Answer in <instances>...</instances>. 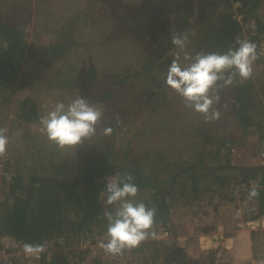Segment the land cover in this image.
Returning a JSON list of instances; mask_svg holds the SVG:
<instances>
[{
    "label": "trees",
    "instance_id": "obj_1",
    "mask_svg": "<svg viewBox=\"0 0 264 264\" xmlns=\"http://www.w3.org/2000/svg\"><path fill=\"white\" fill-rule=\"evenodd\" d=\"M198 1L201 3L195 17L187 13H183V16L175 15L171 21L161 26L164 17L161 14L155 15L156 27L161 32L157 33L155 43L151 45L152 50L155 48L153 53L139 67L127 66L123 70L111 72L109 82L102 85L99 70L90 68L91 64L86 68L88 64L85 61L90 62L87 54L81 58L83 66L78 67L77 62H69L73 51L80 49L81 52L90 54L94 46L87 41L84 30L77 28V25L88 19L87 12L78 10L73 14L69 13L60 26V35L49 43L38 46L28 40L29 31L25 20L19 18V11L5 13L0 10V102L8 108L19 90H27L17 102L16 118L18 124L30 125L31 127H27L32 132L29 146L24 147L21 142L17 143L20 146L13 143L8 147L6 156L0 158V177L3 179L0 185V235L12 234L33 244H43L44 239L52 237H64L66 241L77 243V239L87 236L93 229L105 236L108 221L104 212L114 214L119 205H106L105 197L100 193L108 181L106 175L116 172L131 174L132 182L143 192L132 198L134 202H144L148 207L156 208L155 226L167 223L174 199L182 197L181 201L184 203L193 204L199 201L203 191L215 189L218 184L224 187L237 176L256 178L259 171H262V176L258 177V213L264 212V167L231 166L229 150L224 153L226 162H219L222 148L229 142L224 134L227 128L223 123L225 120H221L218 127L212 125L213 129L219 128L222 123L224 125L219 128L222 133L217 139L215 151L206 147L208 143L213 145L211 131L208 136L196 140L199 150L192 158L178 159L169 147L170 152L163 153L159 162H148L146 158L145 162L137 164L127 159L122 164L118 160V154L114 153L117 146L114 139L105 137L98 131L91 139H85L79 144L78 148H70L76 154L75 159L72 154L63 156L62 152L68 151L50 142L46 133L37 127L41 116L45 114L43 109L47 106L39 99L42 92L52 91L51 96L45 97L46 101H51V108L56 101L63 100L67 103L78 96L86 99L87 95L93 96L87 99L90 103L104 105L121 93L120 89L125 86L130 89L125 93L137 92L139 99L146 107H150V111L166 106L174 99L169 95L171 90L164 83L175 49L171 44L173 34L188 31L189 38L193 37L191 47L196 52L226 51L229 46H235L236 37L243 38L246 35L248 40L255 41L259 35L250 34L243 27L234 17L236 10L254 18L260 33L264 34V19L257 13L262 0ZM237 1L241 4L235 6ZM194 2L195 0H165L161 12L169 15L173 3L194 10ZM158 43L162 48L158 49ZM28 66L39 69L30 70ZM42 77L46 80L37 82L34 87L33 84L38 78L43 79ZM218 83L222 85L223 82ZM80 90L82 91L79 92ZM263 90L264 84L254 82L252 78L246 81L237 78L231 87L220 89L227 97L228 112L238 119V125L233 126L240 128L241 134L243 131L248 132L253 125L264 126ZM109 125L114 129L112 135H115L119 127L117 116ZM214 135L218 136L216 132ZM211 157L215 160H210ZM223 168L228 169L229 173L219 174V170L226 171ZM4 171L10 172L12 178H7ZM202 173L203 176L210 177L204 187H200L199 183ZM178 183L182 184L179 192L176 191ZM199 226L203 231L211 228L208 224ZM190 239L189 236L188 242ZM146 248H151L152 253L146 254L143 264H151L159 259H165L170 264H187L190 259L181 245L169 247L157 240L147 239L134 252H142ZM210 255L209 261H213L215 254L211 252ZM46 256L45 252L38 259L44 264H70L66 256L52 254L48 259ZM14 261L18 264L17 258L14 257Z\"/></svg>",
    "mask_w": 264,
    "mask_h": 264
},
{
    "label": "rangeland",
    "instance_id": "obj_2",
    "mask_svg": "<svg viewBox=\"0 0 264 264\" xmlns=\"http://www.w3.org/2000/svg\"><path fill=\"white\" fill-rule=\"evenodd\" d=\"M163 3L165 4V0H0V10L5 13L19 11L18 16L22 20H25L29 31L28 40L34 42L38 46H43L60 35V26L64 24L69 13L73 14L78 10H82L83 13L87 12L89 14L88 19L77 25V28H82L84 30L87 41H90L94 46L90 54L81 52L80 49L73 51L69 62H77L79 64L78 67L83 66L84 63L81 58L87 54V56L90 57V62L85 61L88 64L86 68L91 64L90 68L99 70V74L101 75L100 85H102L105 82H109L108 80L111 72L123 70L127 66L139 67L140 64L153 53L155 48L152 50L151 45L155 43L154 40L156 39L155 36L157 33L159 34L161 32L160 28L156 27L154 20L155 15L161 14L162 17H164L165 20L161 25L164 26L165 22L171 21L175 15L183 16V13H187L190 15L193 14L194 17L197 16L199 10L198 5L201 2L195 0L193 5L194 10H189L184 5L173 3V6L169 9L170 13L167 16L163 15L161 12ZM260 5L257 13L264 19V0L261 1ZM165 7L168 9L167 6ZM193 16L191 18H194ZM134 22H136V24H133ZM192 38L193 37L189 38L186 50L194 56L197 52L195 48L191 47V45H193V41H191ZM166 42L168 43L169 41L167 40ZM160 48L162 47L158 43V49ZM175 51L176 49H173L172 53L174 54ZM182 62L185 64L188 63V61L183 60ZM34 69L39 68H30V70ZM253 69L252 79H254V82H262L264 84V69ZM258 77L260 80H258ZM39 78L36 83L33 84L34 87L38 83H42L46 80L44 77H42L43 79ZM81 91L82 90L79 92ZM126 91L129 92L130 89L125 86L122 87V90L120 89L121 93L115 98L113 97L112 100L108 102L109 105L108 103L102 105L93 102L96 106H100L104 110V117L97 126L98 132H102V128L108 126L115 116L119 117L117 133L111 135L110 139H114V142L117 144L114 148V153L118 154V160H120L122 164L126 163L127 160L135 164L142 163L145 162L146 158L148 162H159L161 155L163 153H169L170 151H172L178 159L184 160L192 158L196 155L197 150H199L196 140L201 139L203 136H208L211 131V133H213L211 138L214 137V139H211L213 145L208 143L206 147L215 151L217 139L220 133H222V129L220 130L219 128L224 126L223 123L227 126L224 134L227 139H230L229 141L232 144H234L236 140L234 137L235 135H238V140L243 138V134H241L242 130L233 126L236 124L238 125L239 122L236 116L228 112L227 107L229 105L224 91L219 93L221 97L220 104L214 105V107L220 109L221 117L218 121L212 123H205L200 114L186 108L183 98L172 90L169 95L173 96L174 99L166 106L158 107L157 111H150V107H146L143 104L144 102L139 99L137 92L128 94L125 93ZM26 92L27 90L24 89L19 90V92L14 95L11 106L8 108L4 107L2 102H0V127H5L8 130L6 133V135L9 136L8 147L18 142L23 143L24 147L31 144L32 132L28 128L31 126L27 125V127L26 125H21V123L18 124L16 118L17 102L20 96ZM51 95L52 91L42 92L39 98L41 102H45L47 105L46 108L43 109L45 112L44 115L51 109V101H46L45 97ZM86 97V99L93 98L91 95H87ZM221 120H225L221 124L222 126L213 129L212 125L218 127V123L221 122ZM39 126L40 124L37 125L38 128ZM214 132L218 134L217 137L214 135ZM235 143L238 147L239 144L237 140ZM17 145L20 146L21 144ZM169 147L170 151L168 150ZM75 148H78V145L75 146ZM65 150L68 152H62L63 156L66 154L71 156L69 154H72L75 159L76 154L72 153L70 148L66 147ZM232 159L235 158L232 157ZM210 160L215 159L211 157ZM219 162H222V160ZM0 166L2 167V164H0ZM5 172L6 171H4V173ZM8 175L10 177H8ZM5 176L7 178H12L10 172L5 173ZM200 176V187H204L207 185V180L210 177L203 176V173ZM213 178L215 179V177ZM2 180L3 179L0 177V185ZM181 187L182 184L178 183L176 191L179 192L182 190ZM142 193V191H138V194ZM181 199L182 197H179L172 201L171 213L168 221L171 222L179 236H186L189 238V236L193 234V231H190L188 227L194 229L200 224L192 223V204L184 203ZM210 199L211 193L209 190H205L201 194L199 201L204 205L206 211L210 212L211 210L214 212L216 208L211 207V203L208 202ZM157 227L158 225H154L153 231H155ZM90 233L95 242L94 247L97 250L95 255L92 252V248L88 247L90 243L85 242V236H81L79 238L80 240L77 239V243L75 244L71 242L64 247L53 248L47 251L46 258L48 259L52 254H58L60 256H66L70 264H94V260L98 258L97 255H101L103 260L101 262L102 264L125 263V257L123 261L119 260L116 262L111 254L101 251V248L98 246V241L104 238V233L100 234L96 229H93ZM150 239H153V237H150ZM79 241L84 242V244ZM194 243L193 240L192 242L184 244L185 250L190 252V263L187 262V264H195V260H198L197 264H205L202 261H205L204 259H206V261L209 260L211 256L210 253H208V256L206 255L207 258L203 255L200 257V252H197V247L196 245L194 246ZM84 248L86 250V253H84L85 256L81 253V250H84ZM148 252L152 253V249L146 248L142 252H132L133 256L136 258L133 259L132 263L129 262L128 264H143ZM16 258L18 264H44L40 259H36L35 257L22 255L16 256ZM151 264L170 263L165 262V259H159L157 262L152 261Z\"/></svg>",
    "mask_w": 264,
    "mask_h": 264
},
{
    "label": "clouds",
    "instance_id": "obj_3",
    "mask_svg": "<svg viewBox=\"0 0 264 264\" xmlns=\"http://www.w3.org/2000/svg\"><path fill=\"white\" fill-rule=\"evenodd\" d=\"M188 41V31L171 36V44L176 51L168 66L164 83L170 90L183 98L186 108L200 114L205 123H212L218 121L221 117L220 109L214 107V105L220 104V89L231 87L237 78L241 81L252 78L253 65L264 52L258 51V45L255 42L236 37L234 40L235 46H229L226 51L197 52L193 56L186 50ZM182 60L188 61V63H182ZM220 81L223 82L222 85L218 83ZM103 117L104 110L101 107L78 96L67 103L63 100L56 101L51 110L47 111L46 115L41 116L39 130L46 133L47 139L60 149L72 148L81 144L85 139H91L95 136L97 134V126ZM118 119L119 117L117 116ZM7 131V128L0 127V158L5 157L7 154L9 144V136L6 135ZM113 131L114 129L108 125L102 128L101 134L107 137L111 136ZM228 143L230 145H226L223 148H225V151H231V157L235 158L245 154L249 159L258 158V162L255 165L264 164L259 155L264 148V142L260 151L251 148L250 150H245L240 145L237 147L235 142L234 144L230 141ZM233 147L236 151L232 150ZM249 152H252L254 156L249 157ZM224 153L221 151L222 163L226 162ZM231 163V166H248L238 163L235 159H232ZM244 178L249 179L247 177ZM132 181L133 177L131 174L116 172L107 181L105 188L100 193L102 197H105L104 203L106 205H119L115 209L114 214L110 211L104 212V217L108 221L107 230L104 238L98 241L99 248L113 256L120 255L125 250L135 249L150 237H155L153 228L156 208L148 207L144 202H134L131 199L135 198L139 191L138 186ZM224 187H218L213 191L222 190ZM258 196L259 191L257 187L253 186L248 192V198L251 200ZM257 214L255 213L256 216H258ZM256 216L253 218H256ZM201 224H205V222ZM239 228L252 230L246 226ZM186 243H188V238ZM199 244L204 250L213 248L212 246L209 248L205 247L201 243L200 237ZM182 247L185 248L184 245ZM22 250L26 256L38 259L39 254L45 251V246L43 244L25 243ZM214 262L210 261L205 264Z\"/></svg>",
    "mask_w": 264,
    "mask_h": 264
},
{
    "label": "built area",
    "instance_id": "obj_4",
    "mask_svg": "<svg viewBox=\"0 0 264 264\" xmlns=\"http://www.w3.org/2000/svg\"><path fill=\"white\" fill-rule=\"evenodd\" d=\"M241 2L237 1L235 2V6L240 5ZM234 17L237 18L242 24L243 27L247 30H249V33L252 35H259V37L253 41L258 45V51L264 52V34L260 33L258 23L254 18L248 17L245 12H241L240 10L234 11ZM241 39H248V36ZM253 68L255 69H264V54L260 56V58L254 63ZM264 118V114H263ZM227 145H230L229 143ZM233 151H236V149L233 147ZM225 152V148L222 149V153ZM240 153V152H238ZM261 161L264 163V148L259 153ZM249 157H253L254 154L252 152L248 153ZM8 173V172H5ZM7 175V174H6ZM114 174H110L106 176V179L109 180ZM8 177H10L8 175ZM259 186V181L252 179H246L244 177H235L230 180V182L222 189V190H216L213 191L211 195L210 202L211 207H215L216 210H220L221 207L224 204H233L235 201H237L239 204L235 207V214L237 218L239 219L238 226L243 228L244 226L253 229L257 228L259 226L264 225V216H259L256 218H251L248 216V214H252V212H256V214L259 212V205L260 203L256 198L249 199L248 198V192L253 187ZM207 218V211L204 208V205L200 203V201H197L192 206V223L193 224H201L205 222ZM155 237L153 239L159 240L164 245L168 246H175V245H184L187 237L186 236H179L177 232L175 231L173 225L171 222L167 221L165 224H160L155 229ZM227 234L221 230V228H213L210 232L207 234L201 236V243L209 247H219L222 246V241L227 238ZM150 239V238H149ZM80 240V239H79ZM80 242V241H79ZM85 242H89L90 245L88 247L92 248V252L94 255L96 254L97 250L94 247V239L91 237V233H89L87 236H85ZM27 243L23 240H20L16 236L12 234H1L0 235V264H15L14 257L15 256H22L25 255L23 253V245ZM71 242L66 241L64 237H52V238H46L44 239L43 245L45 246V251L41 254H39V257H41L45 252L53 249V248H59L64 247L67 244ZM83 243L84 242H80ZM75 244V243H74ZM60 245V246H57ZM138 248V247H137ZM136 249V248H135ZM103 252V250L101 249ZM132 252H134V249L132 250H125L122 254L113 256V259L117 261H123L125 257V263L128 264L129 262H133V259L136 257L133 256ZM81 253L84 255L86 253V250H81ZM26 256V255H25ZM105 256V255H104ZM29 257V256H27ZM97 257L94 260V264H102V256L97 255ZM123 264V262H122ZM212 264H220L219 262H214Z\"/></svg>",
    "mask_w": 264,
    "mask_h": 264
},
{
    "label": "crops",
    "instance_id": "obj_5",
    "mask_svg": "<svg viewBox=\"0 0 264 264\" xmlns=\"http://www.w3.org/2000/svg\"><path fill=\"white\" fill-rule=\"evenodd\" d=\"M234 137L238 141V144L243 147V149L250 150L251 148L260 151L263 148L264 142V126L261 124V126L253 125L249 127L248 132L243 131V138H241V140H238V135H235ZM235 160L240 164H245L248 166L255 165V163L258 162L257 157L254 159H249L245 154L235 157ZM225 170L227 172L224 170H219L218 173H229L228 169ZM258 173L261 177L262 171H259ZM259 176L256 178L253 176H247V178L258 179ZM220 186L221 185L218 184L214 188L216 189ZM213 190L214 189H210L209 192L211 193ZM235 204L238 205L239 203L236 201ZM237 205L224 204L220 210H215L214 212L211 210L210 212L207 211L205 224H208L211 228L208 231H203L200 228L201 226H198L194 229L188 227L190 231H193V234L190 236V242L194 240V246L196 245L197 252H200V257L203 255L207 258L208 253L212 252L215 254L213 261H219L220 264H264V226H260L258 229L256 228L252 230L240 229L238 227L239 219L235 214V207ZM255 213L256 212H252V214L249 213L248 216L253 218L256 216ZM257 215L258 216L256 217L264 216V212ZM213 228H221V230L227 234V238L222 241L223 243L221 248L213 247L210 250H204L199 244V237L207 234ZM187 254L189 256L190 252H187ZM204 260L205 261H202L203 263L210 262V258L207 260V262L206 259ZM188 262L190 263V259ZM195 262V264H197L198 260H195Z\"/></svg>",
    "mask_w": 264,
    "mask_h": 264
},
{
    "label": "water",
    "instance_id": "obj_6",
    "mask_svg": "<svg viewBox=\"0 0 264 264\" xmlns=\"http://www.w3.org/2000/svg\"><path fill=\"white\" fill-rule=\"evenodd\" d=\"M243 167H251V168H253V167H264V164H260V165H258V166H255V165H249V166H243Z\"/></svg>",
    "mask_w": 264,
    "mask_h": 264
}]
</instances>
